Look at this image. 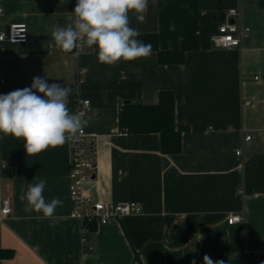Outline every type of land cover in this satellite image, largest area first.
<instances>
[{
  "label": "crops",
  "instance_id": "crops-1",
  "mask_svg": "<svg viewBox=\"0 0 264 264\" xmlns=\"http://www.w3.org/2000/svg\"><path fill=\"white\" fill-rule=\"evenodd\" d=\"M75 5L0 0V31L25 22L29 34L24 43H0V94L41 77L70 86L69 101L89 99L87 113L99 109L85 128L97 168L85 194L137 201L143 211L92 224L85 235L70 215L69 142L26 155L23 140L0 134V212L6 198L12 208L0 220V249L13 250L0 264H204L205 255L213 264H264V8L258 0H148L143 22L130 13L132 27L156 32L161 49H176L191 34L200 47L179 64H161L152 51L109 66L86 45L71 53L55 47L53 27L71 23ZM234 7L251 31L241 48L216 47L212 36ZM161 90L175 96L182 146L173 154L162 152L159 133L119 128L126 101L154 104ZM41 178L46 200L63 201L54 220L24 211L23 193ZM232 213L243 221L229 224Z\"/></svg>",
  "mask_w": 264,
  "mask_h": 264
},
{
  "label": "clouds",
  "instance_id": "clouds-1",
  "mask_svg": "<svg viewBox=\"0 0 264 264\" xmlns=\"http://www.w3.org/2000/svg\"><path fill=\"white\" fill-rule=\"evenodd\" d=\"M147 8L148 0H76L72 22L54 26L52 41L65 53L86 45L95 51L99 63L109 66L147 58L152 54V46L137 39L140 32L130 23V13L143 22ZM71 93L70 86L49 84L46 79L34 77L30 87L0 94V134L23 140L26 155H37L78 140L84 129L98 118L99 109L91 114L73 112L68 107ZM46 184L43 178L28 184L23 193L24 211L54 220L56 209L63 201L58 197L47 201L43 195ZM204 264L213 261L205 255Z\"/></svg>",
  "mask_w": 264,
  "mask_h": 264
},
{
  "label": "built area",
  "instance_id": "built-area-1",
  "mask_svg": "<svg viewBox=\"0 0 264 264\" xmlns=\"http://www.w3.org/2000/svg\"><path fill=\"white\" fill-rule=\"evenodd\" d=\"M3 8L0 6V13ZM240 10L237 7L229 9L227 20L222 24L218 32L212 36V42L216 47L241 48L242 40L247 36L251 28L241 23ZM231 20H234L232 22ZM29 38L28 26L25 22L12 23L7 31H0V43L10 41L12 43H24ZM85 45L77 51H82ZM85 69H80V73ZM4 83V80H1ZM90 100H76L71 105L73 112L84 111L87 113L90 108ZM89 134L84 129L78 140L70 141V183L69 191L72 201L71 217L80 219L84 223L85 235L90 231L92 224H108L122 219L129 214H139L143 211L142 205L137 201L127 202H106L97 201L85 194V184L93 179L97 168V158L93 142L89 140ZM251 139V134L245 135V140ZM241 150L237 151L240 154ZM5 167V165H3ZM11 202L9 198L3 200V207L0 212V220H3L11 213ZM228 223L234 224L243 221L241 214H230ZM85 239V237H83ZM91 248L87 250V253Z\"/></svg>",
  "mask_w": 264,
  "mask_h": 264
},
{
  "label": "trees",
  "instance_id": "trees-1",
  "mask_svg": "<svg viewBox=\"0 0 264 264\" xmlns=\"http://www.w3.org/2000/svg\"><path fill=\"white\" fill-rule=\"evenodd\" d=\"M261 8H264V0H258ZM137 39L146 44H151L152 51L158 55L161 64H179L184 62L186 53L200 47L196 34L184 37L176 49H161L156 32L140 34ZM75 51V50H73ZM71 105L74 103L70 99ZM175 96L171 90H161L157 103L146 104L142 102L126 101L119 112V128L128 133L156 132L161 137V150L164 153H177L181 150L182 135L176 124ZM11 169L6 168L4 173L11 174ZM13 255V250L0 249V257L8 258Z\"/></svg>",
  "mask_w": 264,
  "mask_h": 264
},
{
  "label": "water",
  "instance_id": "water-1",
  "mask_svg": "<svg viewBox=\"0 0 264 264\" xmlns=\"http://www.w3.org/2000/svg\"><path fill=\"white\" fill-rule=\"evenodd\" d=\"M232 22H234V20H231ZM94 176V175H93Z\"/></svg>",
  "mask_w": 264,
  "mask_h": 264
}]
</instances>
